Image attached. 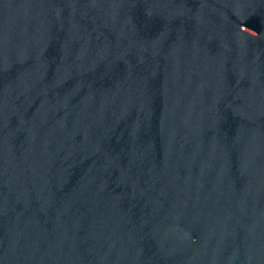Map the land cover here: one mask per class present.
<instances>
[{
  "label": "water",
  "instance_id": "obj_1",
  "mask_svg": "<svg viewBox=\"0 0 264 264\" xmlns=\"http://www.w3.org/2000/svg\"><path fill=\"white\" fill-rule=\"evenodd\" d=\"M0 264H264V0H0Z\"/></svg>",
  "mask_w": 264,
  "mask_h": 264
}]
</instances>
